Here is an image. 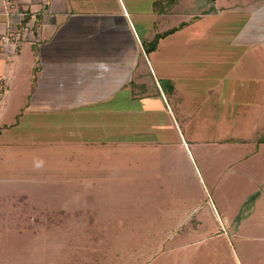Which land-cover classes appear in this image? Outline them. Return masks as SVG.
I'll return each instance as SVG.
<instances>
[{
  "label": "rangeland",
  "instance_id": "obj_1",
  "mask_svg": "<svg viewBox=\"0 0 264 264\" xmlns=\"http://www.w3.org/2000/svg\"><path fill=\"white\" fill-rule=\"evenodd\" d=\"M116 1L130 22L101 17L88 39H115L126 66L133 56L171 74L184 107L170 144L127 166H111L100 145L66 158L62 138L45 135L59 122L43 125L27 106L33 120L0 131V264H264V0H180L165 12ZM181 21L146 60L154 35ZM2 47L0 124L32 86L27 63Z\"/></svg>",
  "mask_w": 264,
  "mask_h": 264
},
{
  "label": "crops",
  "instance_id": "obj_2",
  "mask_svg": "<svg viewBox=\"0 0 264 264\" xmlns=\"http://www.w3.org/2000/svg\"><path fill=\"white\" fill-rule=\"evenodd\" d=\"M121 8L116 0H47L44 5L41 0H0V37L6 30L16 28L27 12L31 13L30 19L41 15L39 41H24L13 52H18V60L22 59L29 67L22 77L25 82H32L29 104L21 100L14 110V119L2 121L0 131L24 118L33 120L23 113L29 106L27 112L46 115L43 125L50 127L54 126L52 122H59L54 131L46 129L45 135L62 138L66 158L71 153L80 156V145L88 149L87 153L100 145L113 167L127 166L132 158L155 156L157 140L162 145L170 144L166 136L180 118L178 109L184 107L177 88L168 97H172L171 101L165 99L160 80L167 78L173 82L171 74H152L150 69L140 68L138 58L133 56L126 66L123 46H108L109 41L116 43L114 38L101 44L93 42L95 36L88 39L94 26L100 25L101 17L113 20V24L118 16L130 22L129 12L122 8V13ZM113 30L116 32V25ZM159 46L160 43L144 58L152 59L151 52ZM31 55L37 57L38 65L32 62ZM2 60L0 58V70L6 67V61ZM13 71L11 67L10 73ZM0 75V85L5 83L4 79L8 82L7 88H0V112L4 113L10 110V104L2 105L5 91L10 89V78L5 72ZM206 119L209 121L211 115ZM150 129L155 132V141L152 137L149 142L130 141L127 137L137 138ZM217 142L227 141L218 139Z\"/></svg>",
  "mask_w": 264,
  "mask_h": 264
},
{
  "label": "trees",
  "instance_id": "obj_3",
  "mask_svg": "<svg viewBox=\"0 0 264 264\" xmlns=\"http://www.w3.org/2000/svg\"><path fill=\"white\" fill-rule=\"evenodd\" d=\"M178 1H180V0H154L153 8L156 11L159 10L160 12H165L167 10L166 8L170 9ZM30 16H31V13L27 12L22 17L20 24H24L26 21H28L30 19ZM196 17H198V16H194V18H196ZM40 23H41V15L37 14L36 19H34V27L40 25ZM186 23H187V21H181L178 25L171 26V27L155 34L154 37L150 40L149 44L146 45L145 50L147 52L154 50L157 47L160 38L176 31L177 29L181 28ZM164 92L167 93L168 95H172L175 92L174 84L171 80H169L166 83V86L164 88ZM237 140H239V139H237ZM224 141H234V140L229 138V139H224ZM259 141H264V135L260 136Z\"/></svg>",
  "mask_w": 264,
  "mask_h": 264
},
{
  "label": "built area",
  "instance_id": "obj_4",
  "mask_svg": "<svg viewBox=\"0 0 264 264\" xmlns=\"http://www.w3.org/2000/svg\"><path fill=\"white\" fill-rule=\"evenodd\" d=\"M43 5L47 0H41ZM39 27H34V18L29 19L24 24L17 25L16 28L8 29L0 37V47L4 48L6 54L14 52L24 41H39ZM10 51V52H9Z\"/></svg>",
  "mask_w": 264,
  "mask_h": 264
},
{
  "label": "water",
  "instance_id": "obj_5",
  "mask_svg": "<svg viewBox=\"0 0 264 264\" xmlns=\"http://www.w3.org/2000/svg\"><path fill=\"white\" fill-rule=\"evenodd\" d=\"M168 81L167 78H161L160 80V85L162 87V89L164 90L165 86H166V82Z\"/></svg>",
  "mask_w": 264,
  "mask_h": 264
}]
</instances>
